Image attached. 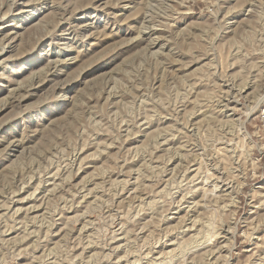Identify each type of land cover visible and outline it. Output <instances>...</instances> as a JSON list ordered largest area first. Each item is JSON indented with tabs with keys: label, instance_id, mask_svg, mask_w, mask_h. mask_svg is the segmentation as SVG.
<instances>
[{
	"label": "rangeland",
	"instance_id": "374dc122",
	"mask_svg": "<svg viewBox=\"0 0 264 264\" xmlns=\"http://www.w3.org/2000/svg\"><path fill=\"white\" fill-rule=\"evenodd\" d=\"M0 220V264H264V0H0Z\"/></svg>",
	"mask_w": 264,
	"mask_h": 264
},
{
	"label": "bare ground",
	"instance_id": "6f19581e",
	"mask_svg": "<svg viewBox=\"0 0 264 264\" xmlns=\"http://www.w3.org/2000/svg\"><path fill=\"white\" fill-rule=\"evenodd\" d=\"M145 29V28H144ZM164 76V75H163ZM223 123V122H222ZM228 123V122H227ZM224 124V123H223ZM219 125V124H218ZM231 125V124H230ZM229 125V126H230ZM196 131V130H195ZM238 131H243V127L242 126H239V130ZM161 133V132H160ZM165 141V140H164ZM197 163V162H196ZM172 168V167H171ZM153 175V174H152ZM194 176V175H193ZM191 179V178H190ZM165 180V179H164ZM169 186V185H168ZM191 194V193H190ZM204 194V193H203ZM78 202V201H77ZM215 202H217V201H215ZM87 203V202H86ZM44 213V212H43ZM135 213V212H134ZM79 217V216H78ZM78 219V218H77ZM1 221V220H0ZM194 224H195V222H193ZM84 224V223H83ZM92 224V223H91ZM206 224V223H205ZM228 224V223H227ZM207 227V226H206ZM205 227V228H206ZM189 228V227H188ZM234 228H235V226H233V227H231V226H227V229L226 230H224V232H225V234L226 235H230V237L228 238V240L227 241H229L230 240V245H229V250H228V252H226V258L229 260V258H231L232 257V255H231V250H233V245L235 244V235H234ZM85 229V228H84ZM87 230V229H86ZM232 230V231H231ZM199 233V232H198ZM204 233V232H203ZM214 234V233H213ZM131 235V234H130ZM192 236V235H191ZM206 236V235H205ZM151 238V237H150ZM200 238V237H199ZM209 239V238H208ZM207 241V240H206ZM145 242V241H144ZM201 242V241H200ZM195 243V242H194ZM203 243V242H202ZM201 243V244H202ZM204 243H205V240H204ZM198 243H197V241H196V245H197ZM147 245V244H146ZM145 247V246H144ZM216 249V248H215ZM109 250V249H108ZM81 252V251H80ZM208 256V255H207ZM74 257V256H73ZM72 258V257H71ZM125 258V257H124ZM62 259V258H61ZM115 259V258H114ZM136 260V259H135ZM57 261V260H56ZM208 264V263H207Z\"/></svg>",
	"mask_w": 264,
	"mask_h": 264
}]
</instances>
